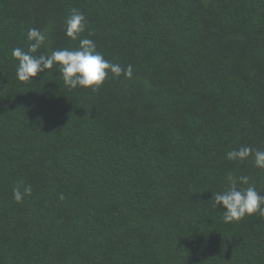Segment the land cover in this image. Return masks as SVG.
Segmentation results:
<instances>
[{
	"label": "trees",
	"instance_id": "1",
	"mask_svg": "<svg viewBox=\"0 0 264 264\" xmlns=\"http://www.w3.org/2000/svg\"><path fill=\"white\" fill-rule=\"evenodd\" d=\"M31 27L132 77L21 82ZM245 146L264 150V0H0V264H264V217L225 223L212 200L229 176L264 195L253 157L226 158Z\"/></svg>",
	"mask_w": 264,
	"mask_h": 264
},
{
	"label": "clouds",
	"instance_id": "2",
	"mask_svg": "<svg viewBox=\"0 0 264 264\" xmlns=\"http://www.w3.org/2000/svg\"><path fill=\"white\" fill-rule=\"evenodd\" d=\"M86 17L78 9H72L64 20L66 37L77 40L85 31ZM48 30L31 27L27 31L28 48L17 47L12 50L13 58L18 62L16 77L21 82H29L39 73L58 67L64 85L70 89L78 87L97 91L105 81L109 72L115 77L124 75L132 77V66L126 69L119 64L111 63L97 50L92 39L80 38L76 49H57L50 54L42 51L46 47ZM253 157L254 167L264 169V150L245 146L226 153L229 161H244ZM247 185V187H244ZM31 185L22 181L13 188V199L20 203L31 195ZM214 207L223 208V221L231 223L243 219L246 215L259 214L264 217V195H261L255 185L249 183L248 176L227 177L222 191L213 193Z\"/></svg>",
	"mask_w": 264,
	"mask_h": 264
}]
</instances>
